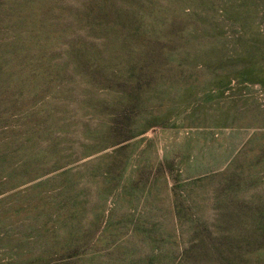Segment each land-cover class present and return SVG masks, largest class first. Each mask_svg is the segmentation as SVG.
Returning <instances> with one entry per match:
<instances>
[{
  "label": "rangeland",
  "instance_id": "374dc122",
  "mask_svg": "<svg viewBox=\"0 0 264 264\" xmlns=\"http://www.w3.org/2000/svg\"><path fill=\"white\" fill-rule=\"evenodd\" d=\"M0 264H264V0H0Z\"/></svg>",
  "mask_w": 264,
  "mask_h": 264
}]
</instances>
